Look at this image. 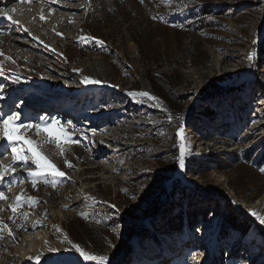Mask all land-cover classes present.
Returning a JSON list of instances; mask_svg holds the SVG:
<instances>
[{"label":"rangeland","instance_id":"obj_1","mask_svg":"<svg viewBox=\"0 0 264 264\" xmlns=\"http://www.w3.org/2000/svg\"><path fill=\"white\" fill-rule=\"evenodd\" d=\"M102 2L35 63L11 44L20 15L0 12V119L56 120L78 141L44 145L65 176L33 187L35 165L0 140V264H96L74 244L107 264H264V225L251 214L264 218V0ZM92 57L106 64L104 87L81 83Z\"/></svg>","mask_w":264,"mask_h":264},{"label":"bare ground","instance_id":"obj_2","mask_svg":"<svg viewBox=\"0 0 264 264\" xmlns=\"http://www.w3.org/2000/svg\"><path fill=\"white\" fill-rule=\"evenodd\" d=\"M61 1V0H60ZM58 0H0V11H4L6 8H9V11H13L15 14L20 15V19L15 20L16 23L14 25L18 26L19 30H12L13 40L11 42L12 46H14L15 51L22 52L30 50L32 53V60L28 59V61H32L35 63V60L38 57V53L43 51V47H48L50 49H55L60 45V37L59 35L64 36L63 30L67 31H76L78 28L75 27L74 23L77 20L81 19V17H85L87 19L88 15L92 12L94 8H107V2L104 3L102 0H69V3H63ZM104 1V0H103ZM27 12H29L27 14ZM57 12H60L58 14ZM23 14V16H21ZM25 14V15H24ZM5 16V15H4ZM41 16L44 18L41 19ZM8 17V16H6ZM54 18V20H52ZM52 21V22H50ZM44 28L42 32H39ZM10 30V31H11ZM7 31L6 28L1 29V34ZM35 31L37 34H32ZM59 33V34H58ZM55 47L47 45V39L57 38ZM31 44H35L36 47L33 48ZM3 45H0V49ZM41 47L42 49H39ZM16 52V53H17ZM15 53H10V56L14 57ZM17 56V54L15 55ZM18 66L26 67V65L22 62V60H27L24 56L16 57ZM90 64L88 65V69L84 76H89L93 79H99L103 83L98 85H90L91 87H104L107 85V70L106 64L102 62L100 59L96 57L90 58ZM15 67L13 68V70ZM16 78V77H14ZM225 75L222 73L220 76L221 80H225ZM89 86V85H86ZM29 89H25L22 92L19 91L22 95L28 94ZM15 86L14 87H6L2 94L13 97L15 95ZM20 97V96H19ZM3 102V100H2ZM5 103H3L4 105ZM19 108H17L18 110ZM94 129L91 128L90 134L94 133ZM2 142L0 143L1 150ZM100 151V152H99ZM95 152H99V159L105 158L106 151L96 149ZM3 153V150L2 152ZM35 239V238H34ZM46 247V245H43Z\"/></svg>","mask_w":264,"mask_h":264},{"label":"snow or ice","instance_id":"obj_3","mask_svg":"<svg viewBox=\"0 0 264 264\" xmlns=\"http://www.w3.org/2000/svg\"><path fill=\"white\" fill-rule=\"evenodd\" d=\"M141 3H143V0H141ZM5 16H8L7 13L4 14ZM11 19V17H8ZM44 17L41 16V19ZM155 19V17H154ZM13 23H16L13 21ZM59 34V33H58ZM99 43H103V41H99ZM3 53L0 52V55ZM250 60L252 59V56L250 55L248 57ZM8 59H11L10 57ZM81 83L86 85H98L103 83L99 79H93L89 76H84L81 80ZM3 89V85H0V90ZM129 95L135 97L136 95L142 96V97H148L151 100H155L156 97L150 96L147 92H140V93H129ZM21 118V113L19 111L12 112L10 114L6 115V118L0 119V140H6L8 147L11 148V152L15 159L19 158L24 161L25 167H28V161H31L32 165H35L36 171L29 170L28 176L33 178V187L36 186L37 180L43 176L46 177L48 175H51L53 177H63L65 176V173L63 171H60L57 169L55 164L51 162V160L45 155L43 148L44 145L47 143H55L58 146L66 143H78V141H74L71 139L72 133L68 130L69 125L68 124H60L56 120H51V122H43V123H36L33 125L32 123H17ZM169 120L172 119L171 116L168 117ZM41 121H44V117L40 118ZM70 124V122H69ZM35 129V135L36 138L33 139L31 136H25V132L30 129ZM95 131V130H93ZM183 131V126H181V133ZM22 142V143H21ZM25 149L28 152V155L25 156L23 153ZM61 152H63V148L60 149ZM0 155H3V153H0ZM68 167H72L70 163L65 161ZM178 166L183 171L186 167V151L185 146L181 145L180 148V156L178 159ZM12 172H15V168L11 169ZM261 171H264V169H261ZM8 174L7 170H0V182L3 181L4 177ZM5 192L0 191V201L4 200ZM31 199V198H29ZM17 203L20 202V196L16 197ZM235 202V201H234ZM115 208V205L112 206ZM118 211V209H117ZM12 212H16V207H12ZM253 216L257 217L259 222L264 225V218H261L257 215L256 212L251 213ZM7 225H0V232L3 231L4 228H6ZM115 231V229H113ZM199 231V229H197ZM8 235H12V230L8 229ZM0 238H3L0 236ZM71 243V242H69ZM72 248L79 253L80 257H83L86 261H95L96 264H107L109 257L105 255H95L90 254L87 251H84L79 245H72ZM39 259V257H37Z\"/></svg>","mask_w":264,"mask_h":264},{"label":"trees","instance_id":"obj_4","mask_svg":"<svg viewBox=\"0 0 264 264\" xmlns=\"http://www.w3.org/2000/svg\"><path fill=\"white\" fill-rule=\"evenodd\" d=\"M194 217H196V216L194 215ZM233 219H234V218H233ZM169 220H170V219H169ZM168 222H170V223L173 224V225L175 224L174 219H171V220L168 221ZM168 222H167V223H168ZM174 226H175V225H174Z\"/></svg>","mask_w":264,"mask_h":264}]
</instances>
